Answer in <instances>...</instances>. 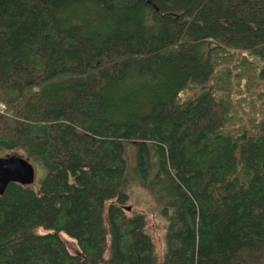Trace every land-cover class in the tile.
I'll list each match as a JSON object with an SVG mask.
<instances>
[{
	"label": "trees",
	"instance_id": "1",
	"mask_svg": "<svg viewBox=\"0 0 264 264\" xmlns=\"http://www.w3.org/2000/svg\"><path fill=\"white\" fill-rule=\"evenodd\" d=\"M263 116L264 0H0V264H264Z\"/></svg>",
	"mask_w": 264,
	"mask_h": 264
},
{
	"label": "rangeland",
	"instance_id": "2",
	"mask_svg": "<svg viewBox=\"0 0 264 264\" xmlns=\"http://www.w3.org/2000/svg\"><path fill=\"white\" fill-rule=\"evenodd\" d=\"M135 142L129 143L130 148L128 150V159L132 162L134 158V151H133V144ZM34 167V179L33 181L30 182V184L37 183L44 175V170L43 168L37 164V161L35 159L30 160ZM128 204H132L134 208H138L139 210L143 209L146 214H147V219H146V230L152 238L157 242L159 237L161 236V226H162V221L161 218L158 216L155 208L151 205V201L147 193L142 190L141 188L134 187L131 192H130V200ZM62 238L64 239L69 251L71 253H78L79 249L75 243V241L65 235L62 234Z\"/></svg>",
	"mask_w": 264,
	"mask_h": 264
},
{
	"label": "water",
	"instance_id": "3",
	"mask_svg": "<svg viewBox=\"0 0 264 264\" xmlns=\"http://www.w3.org/2000/svg\"><path fill=\"white\" fill-rule=\"evenodd\" d=\"M34 179V167L27 159L8 156L0 157V193L11 181L30 183Z\"/></svg>",
	"mask_w": 264,
	"mask_h": 264
},
{
	"label": "bare ground",
	"instance_id": "4",
	"mask_svg": "<svg viewBox=\"0 0 264 264\" xmlns=\"http://www.w3.org/2000/svg\"><path fill=\"white\" fill-rule=\"evenodd\" d=\"M217 66V65H216ZM218 66H219V64H218ZM236 74H238V73H236ZM229 78H231V77H229ZM234 78V77H233ZM242 78V77H241ZM213 79V78H212ZM253 79V78H252ZM209 82V81H208ZM208 82H207V84H208ZM207 84H205V85H207ZM247 85V84H246ZM254 85V84H253ZM193 86V85H192ZM208 86V85H207ZM252 86V85H251ZM242 87H244V86H242ZM247 89V88H246ZM197 92V91H196ZM220 92V91H219ZM230 92V91H229ZM245 93H247V92H245ZM244 94V93H243ZM189 95V94H188ZM193 95V94H192ZM191 96V95H190ZM194 96H195V94H194ZM220 96V95H219ZM187 97V96H186ZM229 97V96H228ZM188 98V97H187ZM191 98V97H190ZM230 99V98H229ZM261 112H262V110H261ZM263 114V113H262ZM264 117V116H263Z\"/></svg>",
	"mask_w": 264,
	"mask_h": 264
}]
</instances>
